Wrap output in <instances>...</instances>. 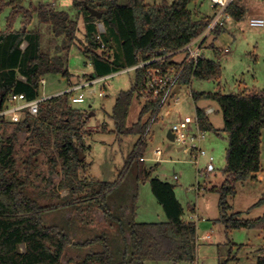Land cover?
I'll use <instances>...</instances> for the list:
<instances>
[{
  "label": "trees",
  "instance_id": "obj_1",
  "mask_svg": "<svg viewBox=\"0 0 264 264\" xmlns=\"http://www.w3.org/2000/svg\"><path fill=\"white\" fill-rule=\"evenodd\" d=\"M24 0H0V100L4 102L11 94H25L28 100L39 97L41 80L49 74L71 77L68 69V53L76 41L78 20L67 12L57 11L49 5L31 6L27 9ZM198 0H174L172 4H148L146 0H129L127 4L120 0H74V7L83 13L87 21L86 48L83 53L86 64H93V75L103 77L117 71L127 70L162 54L175 53L183 49L199 36L209 25L208 16H200L190 6ZM88 7L102 13L97 19L91 15ZM7 8H12L6 18V28L1 27V16ZM233 19L242 21L246 9L242 4H234L229 9ZM37 13L41 25L51 27L52 43L62 38V43L54 52H45L42 37L38 31L25 30L34 21ZM24 15L22 27L16 29V23ZM102 22L105 32L100 34L98 23ZM224 33L222 28L215 31V36L208 48L217 53L214 42ZM26 47L23 48V45ZM106 46V50L102 49ZM172 59V58H171ZM169 59V62L171 61ZM180 78L181 85H190L194 80L216 81L222 76L219 62L205 57L197 62L185 63ZM136 80L131 90L119 94L113 108L112 119L115 133L120 136L138 134L137 145L148 134L154 116L161 108L158 103L144 102L139 120L127 126V119L136 96L142 97L144 70H136ZM24 77L26 81L20 79ZM63 94L45 100L40 106V116L50 124L56 114ZM192 99L207 100L216 103L223 115V131L228 134L227 163L223 173L224 182L213 187L219 194V221L226 229V235L233 230H264V215L257 219L244 218L243 212H233L230 197L237 194L239 183L256 182L263 172L262 137L264 131V90L244 91L238 94L192 91ZM3 107V105H2ZM71 114L55 131L54 166H61L69 174L85 162V144L81 135L83 114L76 109H69ZM147 122H143L146 115ZM79 118V124L74 120ZM196 117L203 131H214L205 108L196 106ZM37 118V119H38ZM31 117L16 124V131L32 126ZM156 121V119H155ZM11 122L0 121V127ZM136 145V147H137ZM147 144L139 152L136 148L129 157L131 163L137 161L138 180L149 181L152 191L168 218L163 223H138L135 221L136 200L133 206V220L129 224L130 240L127 251L130 257L126 264H147L152 261L195 262L197 243V224L184 219V208L178 200L175 186L159 178H153V168L146 167L140 161ZM16 147L11 138L0 136V264H63L62 260L71 239L69 228L46 226L44 223L45 207L28 192L29 174L22 179L16 171ZM86 186V185H85ZM94 197L109 209V195L115 184L95 183ZM74 188V185H73ZM83 189V188H81ZM264 203L263 197L254 205ZM48 209V208H47ZM120 233L125 236L123 226ZM78 248L98 247V251L88 254L81 264H114L105 237H95L84 241ZM227 262V261H226ZM224 262L223 264H226ZM80 264V263H79ZM257 264H264V256L258 258Z\"/></svg>",
  "mask_w": 264,
  "mask_h": 264
},
{
  "label": "rangeland",
  "instance_id": "obj_2",
  "mask_svg": "<svg viewBox=\"0 0 264 264\" xmlns=\"http://www.w3.org/2000/svg\"><path fill=\"white\" fill-rule=\"evenodd\" d=\"M128 2L129 0H120L122 4ZM146 2L172 4L174 0H146ZM23 4L27 9L31 6L37 8L40 5H49L57 11L67 12L75 19L78 15L74 0H24ZM242 5L246 9L245 18L240 22L230 20L226 26V32L233 40L230 51L216 53L206 48L203 52L205 58L221 64V78L216 81L194 80L190 85H183L181 92L176 96L179 103L172 101L170 106L162 110L158 119L152 124L151 132L145 141L147 147L142 156L146 159V167L154 169L153 178H161L175 186L176 196L184 208V219L197 224L195 262L176 264H223L226 261V264H257L258 257L264 255V235L261 236L259 231L241 229L227 236L224 224L217 221L220 217L219 194L212 189L220 186L225 180L223 171L227 163L228 134L223 131L224 121L219 106L207 100L198 101L196 104L191 97L192 91L221 90L224 94H238L246 89L248 92L264 90V27L254 28L249 24L251 17H264V3L242 0ZM190 8L194 12L197 11L200 16H209L212 12L206 0H198ZM10 11L11 9L7 8L1 16L2 29L6 28V18ZM24 18V15L19 17L17 28L20 24L22 27L21 21ZM37 18L36 13L31 29L39 25ZM81 22L80 20V24ZM42 27L45 30V37L42 38L43 48H47L49 27L44 25ZM213 39L209 40V44ZM86 44V39H81L69 53L68 69L72 74L71 77L75 78L73 84L87 80L88 74L93 70L91 65L85 63L87 59L81 51L86 48ZM182 57L183 54L177 59ZM136 76V70L133 69L113 73L108 81L83 89L81 93L85 95L86 101L82 104H73L70 96H62L55 117L49 121L50 124L43 119L44 114L38 119L32 118V126L22 131H16L14 123L0 127V136L14 141L18 175L26 179L29 174L28 192L37 198L42 206H46L43 216L45 225L69 228L71 245L62 260L63 264H81L88 254L98 251L96 246L85 248L76 246L95 237H105L115 256L114 264H126L130 257L127 246L135 200L136 222L168 221L163 207L152 191L150 182L138 180L137 161L133 163L129 161L140 136L129 134L119 137L115 133L113 108L119 94L132 89ZM44 80L45 84L40 83L39 88V97L42 99L65 94L71 86L68 78L60 74L46 75ZM103 90L105 96L102 97L100 93ZM143 105L144 99L136 96L127 119L128 127L137 123ZM196 106L205 109L214 107L216 110L209 116L215 130L206 131V138L201 144L207 156L200 159L199 165L167 137L176 122L186 121L195 125ZM70 108L83 114L81 135L86 147V156L85 162L77 170L67 174L61 166H54L53 158L58 156L55 148V131L62 120L71 115ZM167 110H172L170 116H166ZM149 118L150 115H146L143 122H147ZM79 120L78 117L74 120L75 125L79 124ZM158 150L162 151V155L157 159ZM211 156L214 158L215 171L199 175L198 170L207 166ZM262 164L264 169V137ZM175 175H178L179 180L174 179ZM261 176L263 177L261 181L238 184L236 196L229 199L234 211H247L244 215L249 218L263 215L264 203L254 206L264 195V171ZM101 182L115 184L108 199L109 209L104 208V204L96 198L93 199L97 188L94 185ZM198 185L200 190L197 189ZM195 207L200 211H193ZM113 213L117 217L115 220L111 218ZM193 213L197 214L198 220H190ZM120 226L124 227L125 236L120 233ZM207 232L212 234L211 240L203 239ZM211 241L213 243H210ZM92 264L99 263L92 262ZM147 264L175 263L152 261Z\"/></svg>",
  "mask_w": 264,
  "mask_h": 264
},
{
  "label": "built area",
  "instance_id": "obj_3",
  "mask_svg": "<svg viewBox=\"0 0 264 264\" xmlns=\"http://www.w3.org/2000/svg\"><path fill=\"white\" fill-rule=\"evenodd\" d=\"M206 1L210 4L212 11L208 16L210 18V23L199 36L194 38L189 44H187L178 52L162 54L161 51L151 59L143 61L133 68H130L133 70H144V90L142 93V98L144 99V102L151 101L158 103L161 108L159 114L152 118V123L153 121L155 122V119H158L162 110L166 106H170L172 101L179 103V99H176V96L181 92L183 86L180 82V78L182 76L184 68L183 65L192 61L197 62L199 59L204 57L203 52L210 46L211 43L209 44V40L211 38H214L215 31L218 28H222L223 31L226 32V26L228 22L230 20L235 21L229 12L230 7L237 3L242 4V0ZM251 1H261L264 3V0ZM249 24L254 28H263L264 17H251L249 20ZM98 30L100 34L105 32V27L102 22L98 23ZM25 47L26 44L23 45V48ZM102 49L106 50V46L102 45ZM182 54L183 57L178 60L177 57ZM169 59H171L170 62ZM88 65H91L93 68L92 63H89ZM88 75L89 78L87 80H83L82 82H77L71 85L68 92L65 93L70 95V100L73 104L85 103L86 98L85 95L81 93V91L97 83L108 81L109 77L112 74L103 77H96L93 75V73ZM20 79L26 81V79L22 76L20 77ZM45 82L46 81L43 78L41 80V83L44 84ZM178 86H180V92L172 96L173 92ZM100 96H105L104 90L100 93ZM48 99L37 97L33 100H28L25 94H11L3 104V107L0 109V121L20 123L23 122L27 117L37 119L40 115L41 104ZM205 112L207 116H210L211 114H214L216 110L214 107H207L205 109ZM165 114L166 116H170L172 114V110H167ZM151 129L152 127L150 128L148 134L145 135L137 145L136 152H139V150L142 148L151 132ZM170 132H172L174 135V140L172 142L176 143L179 146V149L184 153L190 155L195 164L199 165L200 159L207 156V152L201 146L202 142L206 138V132L200 128L197 117L195 125H191L186 121L176 122L172 125ZM156 154V158L158 159L162 155V151L158 150ZM140 161L146 162L145 157L142 156L140 158ZM214 171V158L213 156H211L209 157L207 166L204 169H199L198 174L202 176L203 174L213 173ZM174 179L178 180V175H175ZM197 189L200 190V185H198ZM195 219L198 220L199 217L197 216V214L193 213L190 216V220Z\"/></svg>",
  "mask_w": 264,
  "mask_h": 264
},
{
  "label": "crops",
  "instance_id": "obj_4",
  "mask_svg": "<svg viewBox=\"0 0 264 264\" xmlns=\"http://www.w3.org/2000/svg\"><path fill=\"white\" fill-rule=\"evenodd\" d=\"M9 1V0H8ZM149 4V3H148ZM9 9H11L12 10V8H9ZM11 12V11H10ZM77 16H76V19L78 20V31H77V34H76V36H77V38H76V41H75V43H74V45L73 46H75V45H77L79 42H80V40L81 39H83V38H85L86 39V33H87V21H86V18H85V16H84V14L83 13H80V12H78L77 11ZM22 16V15H21ZM75 19V18H74ZM35 20V19H34ZM37 20H38V18H37ZM80 20L82 21L81 22V24H80ZM34 22V21H33ZM21 23H22V21H21ZM38 23H39V21H38ZM33 24V23H32ZM32 24L29 26V27H27V29H26V27H25V29L26 30H29V31H38L40 34H41V37L42 38H44L45 37V30H43V27H42V25L39 23V25H35V29H31L32 28ZM44 26H48V25H44ZM49 27V34H48V38L49 39H47V42H46V47L47 48H43V42H42V48H43V50L45 51V52H47V51H51V52H54L55 51V49L57 48V47H59L60 45H61V43H62V40H60V39H62V38H60V39H58V41H57V43H52V40H53V38H54V36H53V33H52V30H51V27L50 26H48ZM21 28V24H20V26L17 28V25H16V29L18 30V29H20ZM83 29V30H82ZM4 30V29H3ZM218 40L217 41H215L214 42V44H215V47H216V50H217V53H222L223 51H225V52H229L230 51V49H231V45H232V43H233V40H232V38L231 37H229V34L227 33V32H224L222 35H220L218 38H217ZM221 40V42H219ZM78 42V43H77ZM80 45V44H79ZM80 49H82V47H79ZM82 52H83V49L81 50ZM70 53V52H69ZM69 53H68V57H69ZM86 63V62H85ZM69 64V63H68ZM69 68V67H68ZM70 72V71H69ZM94 71L92 70V73H93ZM91 73V74H92ZM72 75V74H71ZM73 79H75L74 77H69L68 78V80H69V82L71 83V85H73ZM43 84V83H42ZM45 84V83H44ZM75 84V83H74ZM219 87H221V85H219ZM245 91H247L248 92V90L246 89ZM244 92V91H243ZM56 96H58V95H56ZM53 97H55V96H53ZM263 137H264V131H263ZM263 137H262V147H263ZM261 161H262V157H261ZM144 163H146V162H144ZM262 167H263V164H262ZM148 168V167H147ZM163 169H165V166L163 167ZM263 171H264V169H263ZM263 173V172H262ZM261 173V174H262ZM261 174L259 175V177H258V180L256 181V182H258V181H261L262 179H263V177L261 176ZM159 179H161V178H159ZM161 180H163V179H161ZM179 180V179H178ZM251 183H255V182H252V181H250ZM230 202V201H229ZM232 206V205H231ZM232 210H233V207H232ZM193 211H195V212H198V211H200L199 210V208H197V207H195V208H193ZM233 212H245V211H234L233 210ZM245 213H247V211L245 212ZM114 214V213H113ZM112 214V215H113ZM132 215H133V212H132ZM263 215H264V213H263ZM263 215H259V216H257V217H255V218H249V217H246L245 215L243 216L244 218H246V219H257V218H259V217H262ZM111 218L112 219H116L117 217H116V214H114L113 216H111ZM217 221H219V220H217ZM238 230H241V229H238ZM253 230V229H252ZM252 230H250V231H252ZM233 231H237V230H233ZM232 231V232H233ZM255 231H259L260 232V235L261 236H263L264 235V230H255ZM225 232H226V230H225ZM231 232V233H232ZM198 233V232H197ZM211 237H212V234L210 233V232H207V234H205L204 236H203V239H206V240H211ZM210 243H213L212 241L210 242ZM262 256H264L263 254H262ZM259 258V257H258ZM114 260H115V256H114Z\"/></svg>",
  "mask_w": 264,
  "mask_h": 264
},
{
  "label": "water",
  "instance_id": "obj_5",
  "mask_svg": "<svg viewBox=\"0 0 264 264\" xmlns=\"http://www.w3.org/2000/svg\"><path fill=\"white\" fill-rule=\"evenodd\" d=\"M88 10L91 12V15L97 19H101L102 18V13L99 12L98 10L94 9V8H91V7H88ZM180 92V86H178L175 91L173 92L172 96L175 95V94H178ZM3 102H4V98L2 97L1 100H0V109L2 108V105H3ZM168 139L173 141L174 140V135L172 132H169L168 133Z\"/></svg>",
  "mask_w": 264,
  "mask_h": 264
}]
</instances>
